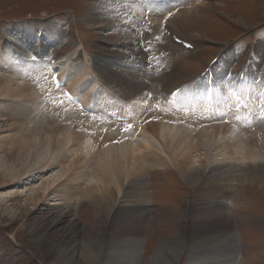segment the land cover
Returning <instances> with one entry per match:
<instances>
[{
    "label": "rangeland",
    "instance_id": "obj_1",
    "mask_svg": "<svg viewBox=\"0 0 264 264\" xmlns=\"http://www.w3.org/2000/svg\"><path fill=\"white\" fill-rule=\"evenodd\" d=\"M126 1V3H122V6L127 4L135 6H130L131 9H126L128 10L126 11L116 9L112 5L113 2L117 3V0H0V36H5L4 32L7 30L11 31L10 34H13L15 27L23 25V23L36 25L43 32L46 30L45 34L47 32V34H52L54 30L52 37L56 36L57 40L51 45L49 43L50 55L59 54L60 67L65 72L67 79L73 81L82 77L83 80L80 79V81L82 80L81 84L79 83L80 85L74 84V87L80 91L81 96L83 95L86 98L90 89H96L95 98L98 94L102 95L108 92L115 102H122L123 99L129 101L127 105H130L136 111L135 121H139L138 123L147 121V124L144 123L140 126L143 128L151 124L153 120L156 121L155 110L168 112L167 109H172L171 111H174L177 106H182V101L190 103L188 99L180 101L182 99L181 93L177 98L167 96L170 91L179 88L178 85L182 84V81L192 80L195 77L194 74L200 73L204 69V64L212 60L215 54L222 53L225 43H233L231 47L232 54L229 55L227 61L229 62L232 55L234 56L235 59L230 64V70H234L249 61L246 54L252 46L255 47L254 51H258L259 47L264 46V0H223L207 5L205 11L203 9H197L193 12L185 10L184 12L180 11L181 13L177 11V15L180 14L176 15L177 17L172 19V22L167 17L171 11L165 8L155 9L156 13L163 14L164 17L160 23H157L158 25L154 21L152 22L154 19L152 17L154 14L152 6L156 7L157 4L153 3L157 0H151L150 2L147 0L146 3L149 2V7L152 8H149V10L151 9L150 14L148 10V14L141 12V9L146 11L141 3L134 0ZM90 3L100 4L104 8L103 11H96L93 14L103 13L105 18L110 17L112 19L117 16L118 20L126 26L134 25L133 23L136 22L135 14L149 16V20L146 17V20H148L145 21L146 25H141L142 23L140 24L139 20L136 23L135 30L139 31V35L135 36L136 43L133 48L135 52L138 50L139 53L128 56L125 54V50L121 49L118 38L122 36L119 29L123 26L111 25L110 28L104 29L98 26L92 27L86 22V18L89 17L88 13L91 12L87 6ZM212 8L214 10L219 9L220 13L226 18L229 17L234 24L227 22L228 25H225L221 23L223 19H219V21L222 20L221 22L215 20ZM132 11L133 14L130 13ZM112 19L110 20L113 21ZM166 20L168 21V29L175 26L183 37L199 43V47L204 54L198 58H192L178 46L173 45L161 31V25ZM233 25L236 27H233ZM234 28L247 30L245 37L256 33V40L250 41L249 37L243 40V31ZM149 36H151V52L144 45V41L149 40ZM23 39L21 38V40ZM122 39L128 40L131 37L127 34ZM211 41H215V44ZM66 42L68 44L65 50H60V46L65 45ZM81 44L84 45L86 54L81 49ZM79 49L82 51L79 52ZM240 51L242 52V58L237 60ZM152 57L155 58L152 64L153 71L149 70L151 66L148 65V60ZM251 66H254L258 71H264L263 51L258 56L255 55ZM87 67L89 68L87 69ZM8 70L5 67L4 71L8 72ZM23 74L24 83L27 82L31 87L36 86L34 91L38 97L34 96L36 100L33 102H38V104L32 102L23 104L19 99L12 101L0 98V165L9 164L11 160L13 161V167L18 169L22 163L29 162L32 164L34 162V151L37 148L43 150L48 148V145H54L56 148L57 138L67 134L73 139L64 150H61V153H56L57 149L56 151L53 149L50 152L51 154H46L45 159L41 156L40 162H43L42 164H52L49 171L43 172L33 179L34 182L25 185L10 182L4 187L1 186L0 193L18 190L22 192L21 195H33L35 190H39L44 184H52L60 176L62 177L56 185L63 186L66 196L71 197L69 202L75 205L77 215L75 218V231L69 230L64 234L60 232L53 233L48 239L50 244L57 246L76 239L88 240L103 234L108 238L111 235L115 240H110L109 237V240H106L100 247L101 255L91 258L88 263L92 264L97 259L95 264H103L104 262L106 264L110 258L112 247L119 254H122V251L125 252L130 241L127 237L121 236L124 234L123 229L133 227L136 224L142 227V238L144 239L142 241L144 253L140 255L139 264H162L164 256H171L179 247H182V252L178 264H191L192 252L209 263L211 260L221 258L219 254H223V251L219 253L215 250V247L226 237V233H221L220 226H212L211 234L198 237L201 228L196 225V222L202 221L197 220L196 217L202 213L200 208H203L211 214L210 218H213L212 220L218 219L220 212H225L227 215L229 225L234 229V239L236 238L238 246V257L235 264H264V235H259V231H264V222L256 218H248V212L251 211V214L260 216L264 220V202L261 204L262 206L255 210L248 208L252 203H257L254 201V197L259 195L258 192L261 193L260 197H264L263 164L259 165L257 163L256 167L254 166V169L249 171H232L228 174V177H223L221 180H224L225 185L222 190V197L216 198L215 201L211 199L213 204L216 205L215 209L209 207L211 202L207 200L208 196L203 195L209 190L208 186L205 187V179L199 178L196 184L191 185L181 176L177 168L155 165V167L148 169L143 177H140L141 181L136 182L137 193L133 195L131 200H133V203L136 202L135 206L139 211L136 214L137 216L135 217L132 209L127 211L126 214L113 210L110 215H105L101 207L92 199V196L87 197V199L80 198L79 193L81 190L93 189L94 181L98 180V177L104 175L107 171V164L110 165V163H105V151L116 149L118 157L125 161V145L133 143V145L141 147L140 153L146 152L149 155L152 148H159L158 144L145 139L146 136H141L139 126L136 130L139 137H136L135 140L130 139L134 133L131 132V135L127 133L128 128L126 126L123 129V124L120 126L119 124L108 123L109 126L101 129V126H99L101 124L98 123L97 119L90 116L83 118L82 115L75 113V108H72V105L58 102L63 100L62 94L58 95L61 90L58 93L57 90H52L49 84V81L51 83L49 74L44 77L39 74L38 77L37 73L30 69L23 70ZM40 77L44 78L43 81ZM137 81L139 82L135 84ZM131 83H134L135 86H131ZM176 86L178 87L175 88ZM226 88L229 91L232 89L231 87ZM46 89L49 93L44 91ZM186 95L185 93V97ZM90 100L89 96L86 103L89 104ZM171 100H178L179 102L177 105L168 104ZM167 101L168 103H166ZM250 101L248 98L247 105L251 104ZM137 102L142 105L140 106ZM151 104H153V107ZM192 108H195V110L191 116L182 118L183 121H178L180 128H182L181 125L185 124L193 130L195 125H200L194 119L198 116L200 104H192ZM243 109L245 110V108ZM172 114L171 112L167 113V115ZM168 117L164 119L174 120L177 118ZM243 118L245 117L242 114L238 121L241 122ZM157 121L160 123L159 120ZM259 126L257 128L262 139H264V128ZM19 130L23 132H21L22 135H28L26 138H29V143L26 138L24 139V142L27 141V147L21 152L16 151L15 147L18 144L15 142L10 145V148L16 145L15 150L11 149L7 152L8 146L5 145L6 140L4 137L10 136L8 140H11L12 135H15L16 138ZM197 130L200 133L201 128ZM124 136L123 140L129 137L127 142L115 144L122 141ZM253 138L258 139L257 137ZM111 171L114 172L111 174L113 180L111 185L113 186L114 183V186L117 187L118 181L115 180L117 178V168L115 172V169L111 167ZM82 174L87 175L85 182L80 179ZM213 181L214 179H210V182ZM126 190H129L130 195L135 192L132 188ZM94 196H99V193H94ZM48 200L45 203L46 205L51 202ZM34 203L30 201L27 209L17 215L11 214L7 209L10 203L6 204L7 206H4L5 203L0 204V264H51L50 249L48 250L45 242L40 241L33 232L34 220L31 219V216L29 218L27 214L29 211L37 212L38 209L35 210ZM52 213L58 214L54 211ZM125 216H131L133 219ZM69 225L66 227H71ZM48 228L45 224L43 230L47 229L49 231ZM115 235L119 237L116 239ZM260 237L262 242L256 245ZM64 238L66 239L64 240ZM167 240L169 243H165ZM163 243L165 244L162 246ZM232 250L235 252L234 248ZM155 260L157 261L153 263Z\"/></svg>",
    "mask_w": 264,
    "mask_h": 264
},
{
    "label": "bare ground",
    "instance_id": "obj_2",
    "mask_svg": "<svg viewBox=\"0 0 264 264\" xmlns=\"http://www.w3.org/2000/svg\"><path fill=\"white\" fill-rule=\"evenodd\" d=\"M117 1H118L117 3L116 2L112 3V5L116 7V9L130 10L131 9L130 6H135L128 4L122 6V3H126L127 1L126 0H117ZM134 1L142 4L143 8L146 10L144 11L141 9L142 13L144 12L147 13V10L151 8L149 7V2L148 3L142 2L143 0H134ZM170 2L171 1L165 2L162 5L157 4L156 7L153 6L154 14L153 16L151 14V16L154 19L152 20V22L154 21V23L157 24L164 19L163 14H159L155 12V9H160V8H165L168 11H171V13H169L167 17H169L170 22H172L171 20L174 19L172 17L173 4H171ZM95 3H90L89 5H87L88 9H90L91 12L88 13L89 17L86 18V22H88L92 27L98 26L104 29L108 27L110 28L111 25L123 26V28L119 29L122 36L118 38V41L121 44V49L125 50L124 52L128 56H131L134 53L135 54L139 53L138 50L135 52V49L133 48V46H135L136 43L135 36L139 35V31L135 30L136 23L139 20L140 24L142 23L141 25L143 26L146 25L145 22L147 21L146 17H148L149 20V16L147 15L145 17L142 15L135 14L136 22L133 23L134 25L126 26L122 24L121 21L118 20L117 16H115L112 19L110 17L105 18L103 16V13L98 15L93 14L94 12L96 13V11H103L104 9L102 8V6H100V4L95 5ZM130 13L133 14V11ZM110 19H112L114 22L111 21ZM14 31L16 32L15 35L17 36L19 34V36L16 37L15 35L12 34V36H10L9 39L6 40L7 42L0 51V67H1L0 68V98L6 100L7 99L12 100V101L19 99L23 104L28 102L38 104V102H33L36 100L34 96L38 97L37 93L34 91V88L36 86L31 87L29 86L30 84L29 85L27 84V82L24 83V77H23L24 75L23 70L26 69V67H28L31 64L30 63L31 61L29 60L30 59L29 51L30 48H33V40L31 41V39L34 29L31 26H25L21 24L20 26L16 27ZM168 31L176 32L175 26L170 27ZM47 33L46 35H44V37L42 36V39L40 40V47L37 48V49L40 48L41 52L43 51L45 54L49 52L47 51L49 47L48 43L55 41V38L52 37V34L50 33L47 34ZM127 34L130 35L131 39L128 40L122 39V37ZM21 38L24 39L21 40ZM150 38L151 36H149V40ZM225 44L228 45L229 43H225ZM261 51H263L264 53V46L259 47L258 51L256 50V55L258 56V54ZM229 55H231V53L224 54L222 65H220L219 67L218 75L221 78H225L226 76L229 75L228 74L229 66L234 59V56L232 55L231 60L227 62ZM5 67L9 69L8 72L4 71ZM88 68L89 67H87V69ZM80 79H82V77L78 78L74 82H71L69 84L70 87H73L75 83L76 85L79 84ZM138 82L139 81L135 82V84ZM169 82L171 81L169 80ZM135 84L131 83V86H135ZM50 85L52 87V90L55 91L57 90L56 91L57 93L59 92L60 89H57L54 85L52 86L51 83ZM230 86L232 85L230 84ZM231 88L233 89V86ZM44 91H47V89ZM73 91L76 95L79 94L77 88L76 89L73 88ZM180 93H181L180 96L182 97L185 96L184 92H180ZM255 94H256V89H253L251 85L246 88L244 87V90L241 91L240 95L236 93V91L234 90L229 91L228 88H226L222 99L216 100L217 104L215 103L205 104L203 102L200 103L198 116L194 118L196 119L197 123L199 122L198 124L200 125H195L193 130L190 126H186L185 124L181 125L182 128H180L178 124V121H183L182 118L184 119L189 115L191 116L196 108L195 107L191 109L192 104L186 101L185 102L182 101L184 100V98L180 100L182 101V106L181 107L177 106L176 110L174 111H171L172 109L171 110L167 109L168 112L166 111L158 112V110H155L156 121L153 120L152 123L146 126L145 128L140 127L141 128L140 135L146 136L145 139H149V141L156 142L159 148L157 149L152 148L151 152L148 155V153L146 152L140 153L141 147L135 146L133 145V143H129L125 145L126 146L125 147L126 153L124 155L126 159L125 161H123L118 157L116 153V149L114 151L106 150L105 163L106 164L107 162L110 163L111 167L115 169V172L117 168V172H116L117 178L115 179L116 181H118L117 187L114 186V183H113L114 187L111 185L113 181L111 174H113L114 172L112 173L110 165L107 164L108 165L107 171H105L104 175L99 176L98 180L94 181V188L88 190H81V192H79L80 198L87 199V197L92 196V199L95 200V202L101 207L105 215H110L113 210H116L118 213L124 212L123 214H126L127 211L132 209L136 217L137 216L136 214L139 211L138 208H136L135 206L136 202L133 203V200H131L133 195L134 194L136 195L137 193L136 192L137 186H135L136 182L138 180L141 181L140 177H143L147 173L148 169L155 167V165H159L162 167L172 166L177 168L178 171H180L181 176H183L191 185L196 184L199 178L205 179V183H204L205 187L208 186L209 190L207 193H204L203 195L208 196L207 200L211 202L209 204V207L215 209L216 205L213 204L211 199H214L215 201L216 198L222 197L221 194L225 185L224 180H221L223 177H228V174L232 171L253 170L254 166L256 167L257 163L259 165L260 164L264 165V141H262L264 139H262V137L259 135V129L257 128L259 125L255 126L256 129L248 127V125L245 124L247 117H245L244 114L243 115L245 118H243L241 122L238 121V119H240V116L242 115L241 111L244 110V109L242 110V108L246 109L247 107H252L251 105H254L252 102L253 99H256L258 101V97L255 96ZM248 98L251 100L250 106L247 105ZM138 102L137 104H139ZM178 102H179L178 100L176 101L171 100L169 103L168 101L166 103L171 105H177ZM116 103L117 102H115V104ZM153 104H151V106ZM86 105L88 106L89 104L86 103ZM139 105L141 106L142 104ZM169 112L173 114L167 115V113ZM222 113H225L224 116H229L231 119L226 124H224L221 121L224 119L221 118ZM167 116L173 118L179 117L180 119L175 118L174 120L171 119L165 120L164 118L166 117L167 119ZM157 120H159L160 123ZM111 124H117V123L111 122ZM119 125L121 126V124ZM201 125L203 127L201 128V130H199L200 133H198L197 129L200 128ZM123 126H122L123 129L126 128V125L124 127ZM259 127L262 128L261 126ZM21 132H22L21 130H19V133L16 132L17 133L16 138L14 137L15 135H12L13 138L11 140H8L10 136L4 137V139L6 140L5 145L8 146L7 152L10 151L11 149H14L16 145L11 146L12 148H10V145L14 144L15 142L16 144H18V146L15 147L16 151L21 152L27 147V141L29 138L27 139L26 137L28 135L24 136V134L22 135ZM253 137H257L258 139ZM25 138L27 139L26 142H24ZM124 138L125 136L122 138V140ZM72 139L73 138L67 134L66 136H62V137L60 136L59 138H57L55 144L56 148L54 147V145L53 146L48 145V148H45L43 150L37 148V150L34 151V155H35L34 162L33 163L31 162L32 164H30L29 162L22 163L21 167L18 169L17 167H13V161H11L10 159H9L10 160L9 164H3V165L1 164L0 187L1 186L4 187L5 185H8L10 182L17 185H25L27 183L34 182L33 179L35 177L40 176L43 172H47L52 168L51 166L52 164L49 163L42 164L43 162L42 163L40 162L42 158L41 156H43V159H45L46 154H51L50 152L53 149H55V151L57 149L56 153L58 152L61 153V150L62 149L64 150V148H66L71 143ZM86 176H87L86 174H82L80 176V179L85 182L87 180ZM61 178L62 177L60 176L58 180H55L52 184L51 183L44 184L42 187L39 188V190L38 189L35 190L33 195L30 194L21 195L22 192L18 190L0 193V204L5 203L4 206H7L6 204L10 203L8 205L9 207L7 206V209H9L11 214L13 213V215H17L27 209L30 201L35 202L34 205H35V210L38 209L37 212L29 211L28 213L27 212L26 213L28 214L29 218L31 216L32 217L31 219L34 220L33 232L35 233V235H37L40 241H42L43 243L45 242L47 249L48 250L50 249L51 264H88L89 261H91V258H96L101 255L102 251L100 250V247L104 242H106V240H109V237L111 238L110 240H115V239H113L111 235H109L108 238H106L105 234H103L97 237L89 238L88 240L76 239L75 241H69L67 243L64 242L57 246H53L52 243L50 244L48 242L49 241L48 239H50L53 233L56 234L60 232L64 234L66 231L69 230L71 231L73 230L72 232L75 231V225H76L75 218L77 216L75 211L76 208L74 207L75 205L69 202L71 200V197L66 196V191L64 190L63 186L61 187L59 186V184L56 185V183L60 181ZM210 179H214V181L210 182ZM127 188H132L133 190H135V192L132 195H130L129 190H126ZM94 193H99V196L95 197ZM47 200L51 201L48 205L45 204ZM200 210L202 211V213L200 215H197L196 217L197 220L202 221V222L199 221L196 222V225L199 228H201L199 229L201 232L200 231L198 232V237H201V235L203 236L205 234H211L212 226L214 227L220 226L219 228L221 230V233L223 234L226 233V237L222 240L221 243H219L218 246L215 247V250L219 251V253L223 251V254H219L221 258L216 260H211L208 263L204 259L202 258L200 259L198 255L192 252L191 264H235L238 257V246H237L236 238L234 239L235 237V233L233 232L234 229L232 228L231 225H229V221L227 220L226 217L227 215L225 214V212H220V214L218 215L219 218L212 220L213 218H210L211 214L206 212V210H204L203 208H200ZM52 211L58 212V214L52 213ZM125 217L133 219V217L131 216H125ZM45 224L46 227H49L48 228L49 231H47V229L43 230ZM68 224H70L69 226L71 227L67 228L66 226ZM123 230H124L123 231L124 234H122L121 236L127 237L130 243L127 249L125 250V252L124 251H122L123 253L121 252L122 254H119L116 251V249L112 247L110 250V258L106 264H139L140 255H141L140 252L142 251V243H143L142 241L144 240L142 238L143 229L142 227H139V225L135 224V226L133 225V227H126ZM115 237L117 239V237L119 236L115 235ZM65 239L66 238H64V240ZM165 243H169V241L167 240L165 241ZM165 243H163L162 246ZM233 248L235 249V252H233L232 250ZM181 250L182 247H179L177 251L174 252L171 256H164L162 260L163 262L162 264H178L179 257L182 252ZM96 260L97 259H95L92 264H95ZM157 260L153 261V263H155Z\"/></svg>",
    "mask_w": 264,
    "mask_h": 264
},
{
    "label": "snow or ice",
    "instance_id": "obj_3",
    "mask_svg": "<svg viewBox=\"0 0 264 264\" xmlns=\"http://www.w3.org/2000/svg\"><path fill=\"white\" fill-rule=\"evenodd\" d=\"M144 45H146L147 46V50L149 51V52H151V40H145L144 41ZM155 58L154 57H152V58H150L149 60H148V65L149 66H152V64H153V60H154ZM157 66H158V64H157Z\"/></svg>",
    "mask_w": 264,
    "mask_h": 264
}]
</instances>
